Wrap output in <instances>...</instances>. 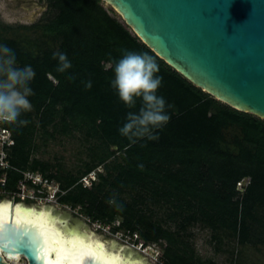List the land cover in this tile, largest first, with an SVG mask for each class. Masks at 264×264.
<instances>
[{
	"label": "trees",
	"instance_id": "obj_1",
	"mask_svg": "<svg viewBox=\"0 0 264 264\" xmlns=\"http://www.w3.org/2000/svg\"><path fill=\"white\" fill-rule=\"evenodd\" d=\"M46 1L51 16L31 24L0 22V45L14 50L17 67L35 72L29 83L32 110L19 118L27 125L5 123L14 143L2 189L18 192L23 171H40L64 190L60 203L134 243H157L163 264H222L197 255L187 239L195 224L210 229L216 244L227 238L241 246L230 264H243L246 247L262 249L264 119L190 82L101 0ZM129 51L152 56L156 75L163 77L156 94L170 119L153 129L156 139L133 142L119 131L128 113L142 106L136 98L135 107H127L111 84L115 63ZM54 53L66 54L71 67L57 71ZM76 132L92 142L90 159L76 172L33 155L37 137ZM93 170L96 178L84 185L81 177Z\"/></svg>",
	"mask_w": 264,
	"mask_h": 264
},
{
	"label": "water",
	"instance_id": "obj_2",
	"mask_svg": "<svg viewBox=\"0 0 264 264\" xmlns=\"http://www.w3.org/2000/svg\"><path fill=\"white\" fill-rule=\"evenodd\" d=\"M101 1L190 82L264 119V0ZM0 250L26 264H102L97 253L149 264L51 206L8 198L0 199ZM2 253L0 264H9Z\"/></svg>",
	"mask_w": 264,
	"mask_h": 264
},
{
	"label": "rangeland",
	"instance_id": "obj_3",
	"mask_svg": "<svg viewBox=\"0 0 264 264\" xmlns=\"http://www.w3.org/2000/svg\"><path fill=\"white\" fill-rule=\"evenodd\" d=\"M52 13L46 0H0V22L7 24H31L42 18L51 16ZM37 142L39 146L33 155L43 160H49L55 166H61L63 172L67 170L76 172L78 168L83 166L85 161L90 159L89 146H91L92 142L85 141L82 134L78 132L75 135L58 133L56 137H49L47 140L37 137ZM101 169L102 166L96 168V170ZM57 183V180H53L51 185H56ZM44 191L47 193V196L38 197L31 196V191L25 194H18L0 190V198H15L34 203L35 205L51 206L53 210L73 218L98 235L128 247L141 255L149 264H163L160 257L155 253V244L151 243L146 249L139 247L128 236L123 235L121 231L113 232L109 224L92 223L78 209H72L68 205L58 203L57 198L52 196L53 191L51 187L46 186ZM119 221L120 218L116 219L115 224ZM189 232L190 235L187 236V239L192 243L197 255L201 258H211L222 264H230L233 257L239 258L238 249L241 246H238L235 240L224 238L221 244H216L211 237V230L200 224L191 226ZM243 251L244 254L241 259L243 264H264V247L260 250L246 247ZM24 262L25 259L20 258L19 261H11L9 264Z\"/></svg>",
	"mask_w": 264,
	"mask_h": 264
},
{
	"label": "clouds",
	"instance_id": "obj_4",
	"mask_svg": "<svg viewBox=\"0 0 264 264\" xmlns=\"http://www.w3.org/2000/svg\"><path fill=\"white\" fill-rule=\"evenodd\" d=\"M53 56L60 61L57 71L63 72L71 67L66 54L54 53ZM158 72L159 65L147 53L129 51L115 63L111 84L121 101L129 108L135 107L136 98L142 101L139 112H129L128 122L119 130L133 142V138L144 136L156 139L153 129L161 128L170 119L164 111V98L156 94L163 79L156 75ZM34 77L35 72L31 66H16L13 49L0 45V122L27 125V120L19 118L22 113L32 110L28 97L34 95L29 86ZM86 86L91 87V82Z\"/></svg>",
	"mask_w": 264,
	"mask_h": 264
},
{
	"label": "built area",
	"instance_id": "obj_5",
	"mask_svg": "<svg viewBox=\"0 0 264 264\" xmlns=\"http://www.w3.org/2000/svg\"><path fill=\"white\" fill-rule=\"evenodd\" d=\"M13 143H14V138L12 136V132L10 128L5 125V122H0V190L3 191L5 190L2 189L1 186H3L6 182V169L10 167V163L8 159V149ZM94 178H96V172L91 171L81 177V182L84 185H90L92 179ZM53 180L54 179H49L40 171L25 170L23 171V178L18 181L17 186L19 188V191L15 193L25 194L28 191H31L32 194L31 196H38V194H42L45 192L44 190L46 186H49L53 191L52 196L54 198L55 197L57 198L59 192L61 191V188L59 186V183H57L56 185L55 184L51 185ZM246 182L247 179H243L241 182H238L239 189L242 190L243 185ZM134 237H137L136 233H134ZM128 238L130 239V236H128ZM136 244H138L139 247H143L144 249H146L147 246H150L151 243L144 244L143 242L140 241L135 243V245ZM153 244L156 245V247H154V250L155 253L159 256L160 253L159 246L157 243H153Z\"/></svg>",
	"mask_w": 264,
	"mask_h": 264
},
{
	"label": "snow or ice",
	"instance_id": "obj_6",
	"mask_svg": "<svg viewBox=\"0 0 264 264\" xmlns=\"http://www.w3.org/2000/svg\"><path fill=\"white\" fill-rule=\"evenodd\" d=\"M98 247L102 249L103 248V245H99ZM104 255H106V254H104V253H97L98 258H100L101 261H102V264H123L122 261L114 260L112 258H109L107 260H104L103 259Z\"/></svg>",
	"mask_w": 264,
	"mask_h": 264
},
{
	"label": "flooded vegetation",
	"instance_id": "obj_7",
	"mask_svg": "<svg viewBox=\"0 0 264 264\" xmlns=\"http://www.w3.org/2000/svg\"><path fill=\"white\" fill-rule=\"evenodd\" d=\"M64 193V190H62V194ZM47 195V193L46 192H44V193H42V194H38V197H44V196H46ZM58 197H59V194H58V196H57V201H58ZM0 199H2V198H0ZM9 199H12L14 202H17V201H21V200H18V199H15V198H9ZM21 202H23L25 205H33L34 203H31V202H26V201H21ZM58 203H60L59 201H58ZM62 204V203H61ZM39 206H43V205H39ZM45 206V205H44ZM46 207H50V206H47L46 205Z\"/></svg>",
	"mask_w": 264,
	"mask_h": 264
},
{
	"label": "bare ground",
	"instance_id": "obj_8",
	"mask_svg": "<svg viewBox=\"0 0 264 264\" xmlns=\"http://www.w3.org/2000/svg\"><path fill=\"white\" fill-rule=\"evenodd\" d=\"M50 210H52V209H50ZM0 253H2V251L0 250ZM3 254V253H2ZM3 256H4V259L8 262V263H10L11 261H19L20 260V256H16V257H11V256H8V255H5V254H3ZM20 264H26V261L24 262V263H20Z\"/></svg>",
	"mask_w": 264,
	"mask_h": 264
}]
</instances>
